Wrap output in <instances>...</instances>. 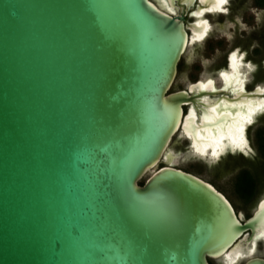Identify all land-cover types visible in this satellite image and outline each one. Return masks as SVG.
Returning a JSON list of instances; mask_svg holds the SVG:
<instances>
[{
  "label": "water",
  "instance_id": "95a60500",
  "mask_svg": "<svg viewBox=\"0 0 264 264\" xmlns=\"http://www.w3.org/2000/svg\"><path fill=\"white\" fill-rule=\"evenodd\" d=\"M166 2L0 0V264H264V194L236 215L167 149L179 126L199 153L240 144L264 85L234 48L219 88L169 92L182 19L197 41L225 5Z\"/></svg>",
  "mask_w": 264,
  "mask_h": 264
},
{
  "label": "flooded vegetation",
  "instance_id": "af4514ba",
  "mask_svg": "<svg viewBox=\"0 0 264 264\" xmlns=\"http://www.w3.org/2000/svg\"><path fill=\"white\" fill-rule=\"evenodd\" d=\"M160 10L174 16L166 8V0H150ZM226 11H203L206 33L197 41H189V28L182 19L187 41L175 65V74L168 91L212 80V88L221 86L216 70H227V55L236 48L240 61L253 65L243 75L242 89L250 91L264 85V0H230ZM190 102L181 104L182 116ZM241 143L223 135L216 151L206 146L202 153L191 145L181 126L170 137L167 149L174 156L171 167L191 173L211 184L229 201L236 215L248 217L264 194V108L254 110L241 127ZM253 257L264 259V239L255 243ZM247 257L238 260L242 264ZM208 264H223L207 259Z\"/></svg>",
  "mask_w": 264,
  "mask_h": 264
},
{
  "label": "snow or ice",
  "instance_id": "6c2138e0",
  "mask_svg": "<svg viewBox=\"0 0 264 264\" xmlns=\"http://www.w3.org/2000/svg\"><path fill=\"white\" fill-rule=\"evenodd\" d=\"M230 2V0H218V4L219 5H226V4H228ZM222 10H225L226 11V9H222Z\"/></svg>",
  "mask_w": 264,
  "mask_h": 264
},
{
  "label": "trees",
  "instance_id": "16d2710c",
  "mask_svg": "<svg viewBox=\"0 0 264 264\" xmlns=\"http://www.w3.org/2000/svg\"><path fill=\"white\" fill-rule=\"evenodd\" d=\"M142 183V180H140L139 182H138V184H141Z\"/></svg>",
  "mask_w": 264,
  "mask_h": 264
}]
</instances>
